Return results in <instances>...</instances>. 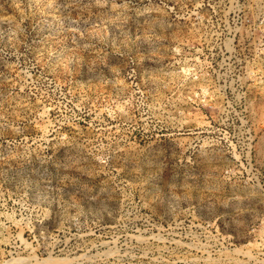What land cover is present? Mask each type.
<instances>
[{
    "label": "rangeland",
    "instance_id": "374dc122",
    "mask_svg": "<svg viewBox=\"0 0 264 264\" xmlns=\"http://www.w3.org/2000/svg\"><path fill=\"white\" fill-rule=\"evenodd\" d=\"M0 264H264V0H0Z\"/></svg>",
    "mask_w": 264,
    "mask_h": 264
}]
</instances>
